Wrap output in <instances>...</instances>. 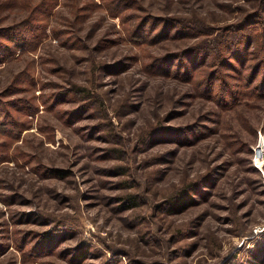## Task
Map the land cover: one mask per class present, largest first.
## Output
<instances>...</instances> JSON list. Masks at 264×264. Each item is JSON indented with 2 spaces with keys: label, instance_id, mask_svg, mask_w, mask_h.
<instances>
[{
  "label": "rangeland",
  "instance_id": "1",
  "mask_svg": "<svg viewBox=\"0 0 264 264\" xmlns=\"http://www.w3.org/2000/svg\"><path fill=\"white\" fill-rule=\"evenodd\" d=\"M0 264H264V0H0Z\"/></svg>",
  "mask_w": 264,
  "mask_h": 264
}]
</instances>
